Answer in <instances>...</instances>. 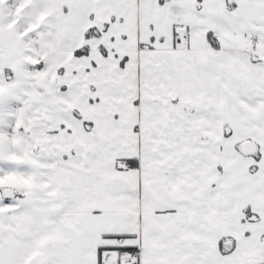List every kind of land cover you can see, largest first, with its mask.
Returning a JSON list of instances; mask_svg holds the SVG:
<instances>
[{"label":"snow or ice","instance_id":"obj_1","mask_svg":"<svg viewBox=\"0 0 264 264\" xmlns=\"http://www.w3.org/2000/svg\"><path fill=\"white\" fill-rule=\"evenodd\" d=\"M0 264H264V0H0Z\"/></svg>","mask_w":264,"mask_h":264}]
</instances>
